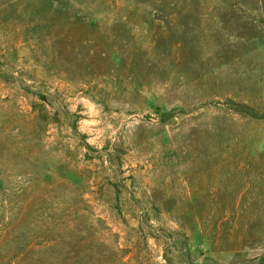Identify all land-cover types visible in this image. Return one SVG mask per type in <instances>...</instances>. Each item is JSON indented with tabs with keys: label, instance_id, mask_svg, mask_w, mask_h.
I'll list each match as a JSON object with an SVG mask.
<instances>
[{
	"label": "rangeland",
	"instance_id": "1",
	"mask_svg": "<svg viewBox=\"0 0 264 264\" xmlns=\"http://www.w3.org/2000/svg\"><path fill=\"white\" fill-rule=\"evenodd\" d=\"M0 264H264V0H0Z\"/></svg>",
	"mask_w": 264,
	"mask_h": 264
}]
</instances>
